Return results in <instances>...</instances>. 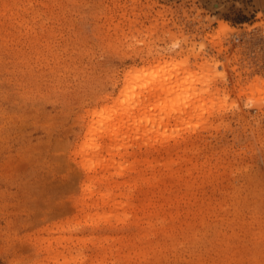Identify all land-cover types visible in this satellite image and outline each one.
Masks as SVG:
<instances>
[{
    "label": "rangeland",
    "instance_id": "obj_1",
    "mask_svg": "<svg viewBox=\"0 0 264 264\" xmlns=\"http://www.w3.org/2000/svg\"><path fill=\"white\" fill-rule=\"evenodd\" d=\"M159 54L169 124L124 80ZM256 79L264 0H0V264H264Z\"/></svg>",
    "mask_w": 264,
    "mask_h": 264
},
{
    "label": "bare ground",
    "instance_id": "obj_2",
    "mask_svg": "<svg viewBox=\"0 0 264 264\" xmlns=\"http://www.w3.org/2000/svg\"><path fill=\"white\" fill-rule=\"evenodd\" d=\"M164 23H163L162 26H165ZM157 27H158V25H157ZM222 27H224V32H228V31L229 32H232L233 31V29H231V27H229L226 24L224 26H222ZM155 28H156V25H155ZM155 30H153V31L151 30V32L148 33V36L147 37L148 38H151L152 37L155 40L156 39H159V37H160L159 35H157V38H155L156 36H154V33L156 32ZM164 30H165V28H164ZM166 31L168 32V28H167ZM221 31H223V30H221ZM165 33H166L165 31H162V34L163 35ZM142 42L145 43V39H143ZM154 44H155V41H154ZM196 55H195V57H196ZM197 56H199V54ZM162 59H164V64L165 65L161 64V60ZM158 61L160 62L158 64V68H160L159 71L153 70L152 67H150V68L149 67H147V68H145V67H135V68H133L132 70H130L127 73V75L125 76V79L124 80L126 82H128V83H133V82H137V81L142 80V79L145 80L146 78L149 77L150 79H149L148 82H146L147 86L145 87V88L150 89V91L148 92L149 94L147 96L149 99H147V101L146 100L140 101L139 104H138V108L140 110H142V109H145V110L149 109L148 106H146V105L148 103L150 104L151 102H153V101L150 102V100H152V98L156 102L162 101L160 104H156L157 105L156 107L150 108L149 110H147L145 112V114H144L145 115V120L147 122H150V123H153V124H163V123L169 124L172 120L177 119V115L180 112L179 111L180 110V105H178L176 108H173L171 110H168L167 109L168 108V104H170V102L174 101L180 95V92L184 89V86L181 83L179 85H175V86L171 85V81H172L173 77H177L178 74L175 75V76H173L172 73H170L169 71L167 73L166 70H168V68L171 65H173V64L170 63V62H168L166 60V58L162 54H159ZM185 63H186V61H181L180 63L178 62L177 64H175L176 65V69L182 70L183 72L184 71H186V72L190 71V68L189 69L185 68V65H184ZM209 65L210 64H209L208 60L205 63H203V64H200V63H196L195 64V66H197V67L200 66V68L202 67L203 69L205 67L208 68V69L205 68L206 70H209L210 69L208 67ZM206 70H204V71H206ZM161 72H163V74L160 75ZM155 76H158V77L156 78ZM262 85H264V81H262L261 79H256L253 82V85L252 86H255L256 88L260 89ZM206 86L207 85H205L204 88ZM208 87L209 86H207L206 89H208ZM196 90H198V89H196V88L193 89V93H196V95H197L196 96L197 97L196 99L202 98L201 96H203L204 94L205 95L206 94L209 95L208 97L211 96L210 95L211 90H209V89H208V91L207 90L205 91L204 89L198 90V93L195 92ZM187 91H188V89H187ZM189 92H192V91L190 90ZM194 98L191 99V104H196V103H199L201 101V100H199V102L198 101H195ZM207 98H204V99H207ZM204 99H202V100H204ZM197 109H199V108H197ZM113 122H115V121L114 120H111L107 124L106 129L108 130V132H113L112 128H115L116 130H118L117 125L116 124H113ZM90 131H92V130H90ZM118 136H119L118 133L117 134L116 133L114 134L115 139H117Z\"/></svg>",
    "mask_w": 264,
    "mask_h": 264
},
{
    "label": "snow or ice",
    "instance_id": "obj_3",
    "mask_svg": "<svg viewBox=\"0 0 264 264\" xmlns=\"http://www.w3.org/2000/svg\"><path fill=\"white\" fill-rule=\"evenodd\" d=\"M221 75H223V74H221Z\"/></svg>",
    "mask_w": 264,
    "mask_h": 264
}]
</instances>
